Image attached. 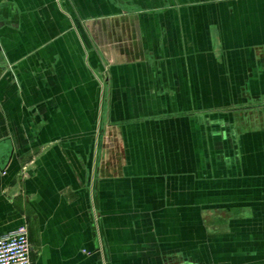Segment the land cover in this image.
Instances as JSON below:
<instances>
[{
	"label": "crops",
	"instance_id": "crops-1",
	"mask_svg": "<svg viewBox=\"0 0 264 264\" xmlns=\"http://www.w3.org/2000/svg\"><path fill=\"white\" fill-rule=\"evenodd\" d=\"M101 27L144 54L106 47L103 89ZM258 99L264 0H0V234L28 223L34 264H264V107L221 110Z\"/></svg>",
	"mask_w": 264,
	"mask_h": 264
},
{
	"label": "rangeland",
	"instance_id": "rangeland-1",
	"mask_svg": "<svg viewBox=\"0 0 264 264\" xmlns=\"http://www.w3.org/2000/svg\"><path fill=\"white\" fill-rule=\"evenodd\" d=\"M103 28L101 27V32L99 36V42H100V51L101 55L104 59L103 63L104 66L103 68H93V75L95 80L99 83L101 86V89L106 86V77L108 76V70L110 66L113 63L114 58L110 56L109 51L107 50L106 47H110L112 44H119L121 43L122 45H132L131 50H132V61L138 60L140 56L144 58V54H140L138 50L135 49L137 48V44L139 42V36H133L131 34H128L127 36L119 35L118 32L116 36L105 34L102 32ZM125 43V44H124ZM136 56V57H135ZM143 59H141L142 61ZM264 107V100L261 101L260 99L255 100L251 103L245 104V105H232V106H227V107H222L221 109L224 112H227L229 114H237V118L240 120L246 119V115H255V113H259ZM186 112V111H185ZM188 113V111H187ZM250 115V117H251ZM171 117V116H170ZM258 117V116H257ZM241 120V121H242ZM109 139V135H106V140ZM28 175V174H26ZM245 211V210H244ZM236 214V211H229V210H212L211 214V221L208 223H227L226 221H229V217H234L233 215ZM245 215H247V211H245ZM218 228H220L219 224H216Z\"/></svg>",
	"mask_w": 264,
	"mask_h": 264
},
{
	"label": "built area",
	"instance_id": "built-area-1",
	"mask_svg": "<svg viewBox=\"0 0 264 264\" xmlns=\"http://www.w3.org/2000/svg\"><path fill=\"white\" fill-rule=\"evenodd\" d=\"M28 223L0 234V264H34Z\"/></svg>",
	"mask_w": 264,
	"mask_h": 264
}]
</instances>
